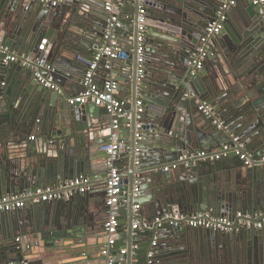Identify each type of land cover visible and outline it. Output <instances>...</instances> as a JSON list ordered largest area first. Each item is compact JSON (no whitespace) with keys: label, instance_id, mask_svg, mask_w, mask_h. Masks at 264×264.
I'll return each instance as SVG.
<instances>
[{"label":"water","instance_id":"obj_1","mask_svg":"<svg viewBox=\"0 0 264 264\" xmlns=\"http://www.w3.org/2000/svg\"><path fill=\"white\" fill-rule=\"evenodd\" d=\"M106 1L62 0L52 5L0 0V44L18 56L44 60L49 68H42L43 76L77 90L88 69L77 57L90 60L102 43ZM221 1L112 0L121 25L117 40L124 54L102 57L95 75L105 71L101 84L109 73L115 74L126 97H120L125 103L116 131L119 149L114 165L123 184L115 213L119 228H127V251L123 263L114 257L113 264H134L131 244L140 234L147 239L136 259L138 264H148L149 231L132 229L135 221H152L168 212H206L215 217L264 212V162H257L264 158V22L260 13L264 4L234 0L202 67L194 70L186 62ZM142 3L147 21L154 23L145 25L139 73L136 38ZM5 56L0 50V196L81 175L91 177V187L84 194L0 213V264H21L30 249L27 237L44 230L55 218L76 228L87 215L100 217L103 204L109 210L105 186L104 199L91 192L97 181L105 185L108 167L104 153L96 150L100 142L89 130L92 120L106 109L92 102L68 104L65 94L40 85L31 68L5 62ZM137 100L142 101L140 113H136ZM197 101L210 104L225 127L217 128L205 117ZM33 131L38 140L49 141L38 154L23 151ZM231 135L240 137L250 165L234 154L219 160L197 156L231 142ZM40 154L37 162L42 169L33 160ZM134 205H139L136 214ZM166 230L163 234L171 241L150 264H264V228L234 225L229 231H215L180 225Z\"/></svg>","mask_w":264,"mask_h":264},{"label":"built area","instance_id":"obj_2","mask_svg":"<svg viewBox=\"0 0 264 264\" xmlns=\"http://www.w3.org/2000/svg\"><path fill=\"white\" fill-rule=\"evenodd\" d=\"M40 2H50L52 5H57L58 0H39ZM60 1V0H59ZM143 2V0H140ZM254 5H263L264 0H252ZM234 5V0H222L216 16L213 21L207 24L203 34L199 38V44L194 52H192L187 58V65L193 67L194 70H198L202 67L204 60L212 51L214 36L220 33L223 29L225 20L227 18L226 11ZM104 11L107 12V25L104 31V39L100 46L97 48L92 58L86 59L85 57H77L78 61L88 66V69L80 82L79 92L67 98L68 104H87L92 102L96 106L104 107L108 114H110V133L108 140L103 144H100L98 150L104 153L107 161L108 173L105 183V205L109 208L108 216L104 223V236L105 241L101 250V255L104 257L103 264H113L114 257L118 255V261L124 262L126 248H119L116 250V254L113 252L114 245H116L118 233H119V221L116 215V209L118 204V198L122 191V178L114 165V160L119 149V143L117 141L116 131L119 126V121L124 113L125 101L118 96L119 84L114 76L107 77L101 84L95 81V71L98 63L102 57L108 59H114L117 57H123L119 42L117 40V29L121 26L118 21V15L114 10L112 0H108L105 3ZM145 5L142 3L139 5L138 17H137V63L138 72L142 70V56L144 53V32L147 18L145 16ZM262 14V20L264 22V11ZM0 50L6 53L4 58L5 62H19L22 66L31 68L34 71V76L37 81L46 88L52 89L57 93H62V89L53 82L51 76H43L41 74L42 68H49L44 60L39 58L30 57L27 55L18 56L15 53L9 52L7 46L0 44ZM3 84V83H2ZM141 100L136 102V113L142 112L140 107ZM197 108L205 117L211 118L213 124L217 128H224L223 121L218 118L212 108V106L206 102H198ZM139 126V125H137ZM139 137V136H138ZM35 136H30L29 139L33 140ZM234 154L239 159L243 160L246 165H250L252 162L250 155L244 151L243 143L238 135H231V142L224 143L220 148L213 152L200 151L197 153L203 160H219L226 158L228 155ZM260 162H264V158L258 159ZM174 167V166H173ZM167 170V168H165ZM91 187V179L88 176L81 175L74 179H69L64 182L53 185L38 186L26 192L17 194H6L0 196V213L10 212L17 209H22L28 204L46 203L56 200H67L76 194H84ZM134 188V193L137 191ZM139 209V205L133 206V212ZM184 225L189 228H202L219 231H229L234 225L237 227H253L256 229L264 228V212L255 213L253 215L249 213L237 212L233 217L227 216H212L206 212H197L193 214H187L182 212H168L161 216L156 217L152 221H144L139 223L133 222L132 229L143 228L147 231H153L162 227H178ZM136 236V234L134 233ZM155 238L150 243V248L147 251V262L152 263L155 254L154 248L156 246ZM140 250V244L138 238H133L131 244L132 255H136ZM21 264H27L26 261H22Z\"/></svg>","mask_w":264,"mask_h":264},{"label":"crops","instance_id":"obj_3","mask_svg":"<svg viewBox=\"0 0 264 264\" xmlns=\"http://www.w3.org/2000/svg\"><path fill=\"white\" fill-rule=\"evenodd\" d=\"M61 1L62 0L60 1L58 0L57 4H59ZM147 22L154 23L153 20ZM125 46L128 45L125 44ZM79 57H84V56H79ZM105 74L106 73L103 69L98 70L97 74L95 75V81L97 83H100V81H102V78ZM109 74H111L109 76L115 77V74L112 73ZM58 86L62 89V93L65 94L67 98L76 95L80 90V87H78V89L76 90V89H71L67 85L66 87H62L60 85ZM118 96L122 98H126L122 95L120 91V87L118 90ZM67 98H64L65 101L67 100ZM197 102H201V101H197ZM110 119H111L110 114H108L104 110L102 114H98L97 118L92 120V124L89 126L90 127L89 130L91 134L92 133L94 134V136L96 137V139H98L100 144H103L108 140L110 133L109 132ZM30 136H35V138L31 140L29 139ZM53 138L54 140L58 139L57 136H54ZM47 142L49 141H47L46 139H43V141L38 140L37 132L33 131L27 137L26 139L27 144L25 146V150L23 151L25 152L27 149L28 150L30 149L29 151H31L32 154L41 153L40 151L42 149V146L44 148L47 147ZM98 147L99 145L97 146L96 150L100 152L98 150ZM40 158H42L41 154L38 156H34L33 160L35 164L39 167V169H42V165L40 166V163L37 162ZM258 159L257 162L262 163ZM104 186H105L104 184L98 183L97 181L96 183L93 184V187L91 189L92 194L97 198L99 197L100 199H104V192H103ZM76 195H81V194H76ZM54 203L55 201L46 202V205L54 204ZM31 205L33 206V204H30V206ZM102 209L103 212L100 214V217L91 218L87 215L85 217V220L81 221V225L76 228L68 227L67 223L63 221L61 218L60 219L55 218L52 221V223H50L48 227H44V230L42 229L41 232L33 235H29L27 237L29 238L27 244L30 249L28 250L27 255L23 261H26L27 264H29V262L32 260H35L34 261L36 262L35 264H103L104 257L101 255V250L105 241L104 223L107 219L108 211H105L106 207L104 206V204L102 205ZM146 216L148 215H145L144 217L145 219ZM166 228L167 226L159 229H155L156 231L151 230L147 232V234L150 235L149 237L151 238V241L154 240L155 238V241L157 242L154 248L156 255L161 253L163 251L162 248H164V245L171 241L170 240L171 238H168L167 235L163 234L164 231H167ZM126 230L127 228L125 225H121V227L119 228L115 251L118 250L119 248H124V246H126L127 238H128L125 233ZM146 239L147 237L145 235L140 234L138 237L139 244L141 245L142 243H144ZM177 246L182 247V244H177ZM148 248H150V246H148ZM140 252L141 249L134 256L135 258L132 260V263L138 264L136 257L140 256L141 254ZM114 253L116 254V252ZM116 257L118 258V255Z\"/></svg>","mask_w":264,"mask_h":264}]
</instances>
